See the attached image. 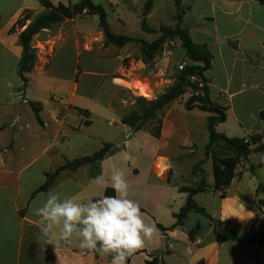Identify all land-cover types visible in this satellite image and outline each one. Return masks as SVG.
I'll list each match as a JSON object with an SVG mask.
<instances>
[{
    "label": "crops",
    "instance_id": "obj_1",
    "mask_svg": "<svg viewBox=\"0 0 264 264\" xmlns=\"http://www.w3.org/2000/svg\"><path fill=\"white\" fill-rule=\"evenodd\" d=\"M48 1L73 6L82 0ZM91 1L105 9L109 24L110 14L117 15L121 36L147 42L160 36L142 28L147 0ZM164 1L155 0L146 16L150 28L163 26ZM175 4L176 13L178 4L185 11L182 26L193 42L205 45L212 55L206 73L210 98L226 108V121L216 126L217 132L241 139L263 135L264 144L260 117L264 111V4L257 0H175ZM28 12L30 19L25 21ZM44 12L39 0H0V264H110L107 256L81 250L76 237L56 247L45 244L38 239L40 218L34 212L50 191L81 202L107 195L111 187L101 193L92 182L102 172L107 175L112 164L124 170L130 198L158 229L155 241L138 250L127 264H144L154 257L159 264H253L254 247L221 241L218 232L219 222L239 237L257 232L255 218L264 209V151H255L240 162L223 197L214 192L213 161L205 151L208 118L213 113L187 110L189 98L182 95L161 117L159 138L153 135L152 124L134 131L122 123L135 106L127 96L141 95L136 86L140 82L141 89L146 83L141 79L148 81L156 95L173 85L174 68L187 61L180 41L166 44L146 64L140 43L107 45L98 17L79 15L43 30L38 42L43 50H38L25 81L19 72L23 56L19 36ZM175 26L176 20L171 27ZM137 27V35L125 31ZM178 49L180 58L175 54ZM119 74L122 79L117 83ZM106 143L113 144L115 151L101 162L65 169L49 191L34 195L47 174L94 154ZM202 180L208 190L195 194L194 200L211 218L192 211L183 226L173 227L175 214L188 198L181 188L195 187ZM257 257L256 264H264V244Z\"/></svg>",
    "mask_w": 264,
    "mask_h": 264
},
{
    "label": "trees",
    "instance_id": "obj_2",
    "mask_svg": "<svg viewBox=\"0 0 264 264\" xmlns=\"http://www.w3.org/2000/svg\"><path fill=\"white\" fill-rule=\"evenodd\" d=\"M45 8V12L38 15L32 20L30 25L20 34L19 40L23 47V56L19 64V72L21 77L26 81L25 75L30 73L37 61V50L33 47V38L44 29H50L60 25L66 19H73L79 15L97 16L99 19V27L101 28L105 44L116 45L122 47L129 42H138L141 44V54L143 62L152 63L153 60L163 51L166 44L179 40L181 49L185 53L187 65L179 70L175 68V81L164 93L157 96L155 100H146L139 97L131 113L122 117V123L129 126L134 131H139L148 127L149 124L154 125L152 128L153 135L160 137L161 117L164 115L168 105L185 94L187 89H192L194 95L186 102V109L192 110L199 108L203 111L213 113L208 118L207 129L209 133V143L205 149L207 157L210 156L213 161V172L215 179L214 192H221L226 196V189L231 185L237 166L242 160H246L249 155L255 151H264L262 143L263 135L250 136V143L258 145L255 149L251 148V144L245 143V138H229L224 134L218 133L216 126L226 121V108L215 105L210 98V80L206 73L211 69L212 55L205 45L193 42L190 37L189 30L182 26L184 10L178 4V10L175 16L176 26H161L159 29L150 28L146 22V16L153 8L155 0H147L143 12L142 28L149 33L160 34L153 42H147L142 39L116 35L113 33L107 19V13L101 5H97L91 0H82L73 6H65L63 4L54 5L48 0H39ZM264 4V0H257ZM30 19L29 12L23 17V20ZM22 21V20H21ZM194 77L196 81H192ZM199 84H203L202 87ZM36 114L38 108L34 106ZM260 117L264 120V111L260 113ZM115 151V146L106 143L103 147L90 156H84L68 162L53 173L46 175V182L34 193L47 192L53 186L57 176L65 169L77 170L84 165H94L101 162L107 155ZM205 181L202 180L195 187L181 188V191L188 193L186 204L181 208L180 212L175 214L176 223L173 227L183 226L190 212L195 211L209 218L211 216L206 210L199 206L194 200V195L207 191ZM107 195H115L113 189L107 190ZM220 230L218 237L221 241H236L240 246H253L254 244H264V232H253L247 237H239L233 230L225 227L224 222H219ZM161 227V226H160ZM93 253L99 257V253ZM131 258V257H130ZM129 258V259H130ZM107 260L111 261V256H107ZM158 257H154L144 264H159ZM131 264V263H129Z\"/></svg>",
    "mask_w": 264,
    "mask_h": 264
},
{
    "label": "clouds",
    "instance_id": "obj_3",
    "mask_svg": "<svg viewBox=\"0 0 264 264\" xmlns=\"http://www.w3.org/2000/svg\"><path fill=\"white\" fill-rule=\"evenodd\" d=\"M92 183L101 193L111 187L115 195L81 202L50 191L34 212L40 218L38 239L56 247L76 237L81 250L111 256L110 264H127L138 250L155 241L158 229L145 220L140 204L130 198L122 168L112 164L107 175L102 172Z\"/></svg>",
    "mask_w": 264,
    "mask_h": 264
},
{
    "label": "rangeland",
    "instance_id": "obj_4",
    "mask_svg": "<svg viewBox=\"0 0 264 264\" xmlns=\"http://www.w3.org/2000/svg\"><path fill=\"white\" fill-rule=\"evenodd\" d=\"M176 4H175V0L171 1V0H166L164 1V4H163V12H162V16H161V24L163 26H174L175 25V16H176ZM175 15V16H174ZM174 16V17H173ZM116 18H117V15L116 14H110V24L112 25V31L114 34L116 35H121V24L119 22L116 21ZM148 24V23H147ZM155 25V22L154 21H151V26L154 27ZM125 31H127L130 35H137L139 32H140V29L137 27V28H129V29H126ZM43 34V31L40 32L39 34L35 35L34 38H33V47L37 50V55H38V50H43L42 46H40L38 44V42L42 41V36ZM152 34H155V33H152ZM39 46V47H38ZM40 48V49H39ZM121 52V50H120ZM38 57V56H37ZM176 68V67H175ZM175 68H174V74H175ZM175 77V75H174ZM115 79H122L121 78V74H119ZM116 81V80H115ZM136 81V80H135ZM139 81V80H137ZM140 81H143V82H146L144 83L142 86H141V89L144 90L142 91L140 88H139V83H137V88L139 89V91L141 92H146L149 90V84L147 83L148 81H145V80H140ZM120 84V83H119ZM148 84V85H147ZM120 85H125L124 82H122V84ZM104 88V87H103ZM104 92V89H102V92L101 94ZM145 93V94H146ZM155 94V92H154ZM151 95V94H150ZM156 95V94H155ZM158 95H156V97H154V95L152 97H145V96H141V95H137V94H131L130 96H127V99L128 101L130 102H134L136 104V101L139 97H142L146 100H155L157 98ZM154 127V126H153ZM260 160V159H259ZM258 161V159H257ZM262 246V245H261ZM252 248V247H251Z\"/></svg>",
    "mask_w": 264,
    "mask_h": 264
},
{
    "label": "built area",
    "instance_id": "obj_5",
    "mask_svg": "<svg viewBox=\"0 0 264 264\" xmlns=\"http://www.w3.org/2000/svg\"><path fill=\"white\" fill-rule=\"evenodd\" d=\"M187 65V61H182L179 65H178V69L179 70H182L185 66ZM192 81H196L197 82V79L192 77L191 78ZM200 87L203 86V84H199ZM150 97H152L154 95V97H156V95L154 94L153 90L150 89ZM194 95V92L192 89H187L184 96H187L188 98L192 97ZM245 143H248V144H251L250 143V138H246L245 139ZM251 148H253L255 145L251 144L250 145ZM255 225L257 227V232L256 233H263L264 232V209L262 211H260L257 215H256V218H255ZM252 247H254V253H253V256L251 258V262L253 264H256L257 262V251L259 250V248L261 247L260 244H254Z\"/></svg>",
    "mask_w": 264,
    "mask_h": 264
},
{
    "label": "bare ground",
    "instance_id": "obj_6",
    "mask_svg": "<svg viewBox=\"0 0 264 264\" xmlns=\"http://www.w3.org/2000/svg\"><path fill=\"white\" fill-rule=\"evenodd\" d=\"M118 80H121V79H116V81L115 82H117ZM118 83V82H117ZM146 92H141V95L142 96H145V97H149L150 96V89L147 91V93L145 94Z\"/></svg>",
    "mask_w": 264,
    "mask_h": 264
},
{
    "label": "water",
    "instance_id": "obj_7",
    "mask_svg": "<svg viewBox=\"0 0 264 264\" xmlns=\"http://www.w3.org/2000/svg\"><path fill=\"white\" fill-rule=\"evenodd\" d=\"M175 54L177 57L180 58L182 56V51L180 49H178V50H176Z\"/></svg>",
    "mask_w": 264,
    "mask_h": 264
}]
</instances>
